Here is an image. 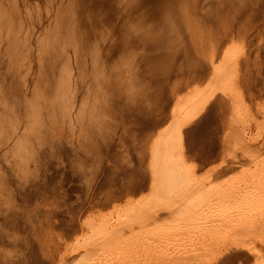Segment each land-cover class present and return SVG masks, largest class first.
<instances>
[{
  "label": "rangeland",
  "instance_id": "obj_1",
  "mask_svg": "<svg viewBox=\"0 0 264 264\" xmlns=\"http://www.w3.org/2000/svg\"><path fill=\"white\" fill-rule=\"evenodd\" d=\"M205 89L196 176L137 130ZM0 264H264V0H0Z\"/></svg>",
  "mask_w": 264,
  "mask_h": 264
},
{
  "label": "crops",
  "instance_id": "obj_2",
  "mask_svg": "<svg viewBox=\"0 0 264 264\" xmlns=\"http://www.w3.org/2000/svg\"><path fill=\"white\" fill-rule=\"evenodd\" d=\"M213 93L214 91L210 92L207 89L193 91L190 96L192 98L202 99L205 95L208 98L191 115L183 113V106L187 98L178 99L171 114V122L169 118L170 123L167 122L165 126L163 125L168 117L164 113L166 101L160 99L157 112L150 116L147 125L142 124L137 131L149 135L158 130L157 134L161 132L158 142L162 141L163 144L164 139L169 142L172 138L175 141V147L181 150L183 161L193 167L196 176L202 174L219 163L223 150L225 123L222 113L224 109L221 105L217 104L216 106V103L215 105L209 104L214 98ZM216 114L217 119L215 117L213 120L212 118ZM175 122L177 123L175 124ZM141 178L143 177H139V174H132L131 180L137 185ZM136 185L132 184L131 195H133ZM121 191H123L122 188Z\"/></svg>",
  "mask_w": 264,
  "mask_h": 264
},
{
  "label": "bare ground",
  "instance_id": "obj_3",
  "mask_svg": "<svg viewBox=\"0 0 264 264\" xmlns=\"http://www.w3.org/2000/svg\"><path fill=\"white\" fill-rule=\"evenodd\" d=\"M5 15V14H4ZM5 18V17H4ZM261 263V262H260Z\"/></svg>",
  "mask_w": 264,
  "mask_h": 264
}]
</instances>
